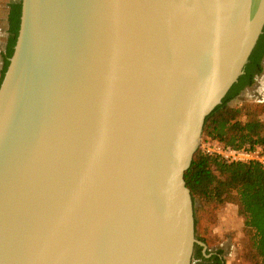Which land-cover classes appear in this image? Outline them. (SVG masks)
Returning a JSON list of instances; mask_svg holds the SVG:
<instances>
[{
    "label": "water",
    "instance_id": "95a60500",
    "mask_svg": "<svg viewBox=\"0 0 264 264\" xmlns=\"http://www.w3.org/2000/svg\"><path fill=\"white\" fill-rule=\"evenodd\" d=\"M34 3L0 86V264H193L185 173L264 0Z\"/></svg>",
    "mask_w": 264,
    "mask_h": 264
},
{
    "label": "trees",
    "instance_id": "16d2710c",
    "mask_svg": "<svg viewBox=\"0 0 264 264\" xmlns=\"http://www.w3.org/2000/svg\"><path fill=\"white\" fill-rule=\"evenodd\" d=\"M9 7V39L3 56L4 68L0 86L19 36L22 0H11ZM263 56L264 33L250 57L245 74L206 118L202 141L217 140L225 146L237 149L259 147L264 152V108L257 109L248 105L235 108L230 105L245 89L254 84L256 76L263 71ZM185 182L191 191L193 202L200 200L218 206L235 203L238 206L254 258L258 264H264V167L258 163H230L216 159L206 156L199 148L185 173ZM195 251L194 258L201 260L198 264H224L222 251L209 258L206 256L208 254L203 253V247L196 245Z\"/></svg>",
    "mask_w": 264,
    "mask_h": 264
},
{
    "label": "rangeland",
    "instance_id": "374dc122",
    "mask_svg": "<svg viewBox=\"0 0 264 264\" xmlns=\"http://www.w3.org/2000/svg\"><path fill=\"white\" fill-rule=\"evenodd\" d=\"M11 0H0V80L4 68V53L8 44ZM232 107L253 106L257 109L264 108V69L257 77L254 84L233 100ZM196 222V238L207 246L203 253L209 258L222 251L224 264H258L251 250L249 236L244 228V219L238 213L235 203H226L218 206L214 203L194 202ZM204 240V242L202 241ZM200 246V245H199ZM194 250L193 264L196 260Z\"/></svg>",
    "mask_w": 264,
    "mask_h": 264
},
{
    "label": "built area",
    "instance_id": "2783aa9c",
    "mask_svg": "<svg viewBox=\"0 0 264 264\" xmlns=\"http://www.w3.org/2000/svg\"><path fill=\"white\" fill-rule=\"evenodd\" d=\"M206 156L224 160L230 163H258L264 167V152L261 148L237 149L225 146L217 140L202 141L200 147Z\"/></svg>",
    "mask_w": 264,
    "mask_h": 264
},
{
    "label": "bare ground",
    "instance_id": "6f19581e",
    "mask_svg": "<svg viewBox=\"0 0 264 264\" xmlns=\"http://www.w3.org/2000/svg\"><path fill=\"white\" fill-rule=\"evenodd\" d=\"M40 0H35L34 6L35 10L38 9ZM30 54L29 52L23 51L22 55L19 58L17 69L15 71L14 77L11 81L10 87L7 90V93L5 94V101H10L14 97H16L24 84V82L27 80V77L29 76V62H30Z\"/></svg>",
    "mask_w": 264,
    "mask_h": 264
},
{
    "label": "flooded vegetation",
    "instance_id": "af4514ba",
    "mask_svg": "<svg viewBox=\"0 0 264 264\" xmlns=\"http://www.w3.org/2000/svg\"><path fill=\"white\" fill-rule=\"evenodd\" d=\"M8 26H9V25H8ZM7 39H9V35H8V38H7ZM261 66H262V69H264V56L262 57V60H261ZM261 73H262V72H261ZM261 73H260V74H261ZM260 74H259V75H260ZM259 75L256 76V78H255V82L257 81V77H258Z\"/></svg>",
    "mask_w": 264,
    "mask_h": 264
},
{
    "label": "crops",
    "instance_id": "0c3cea01",
    "mask_svg": "<svg viewBox=\"0 0 264 264\" xmlns=\"http://www.w3.org/2000/svg\"><path fill=\"white\" fill-rule=\"evenodd\" d=\"M10 13V12H9Z\"/></svg>",
    "mask_w": 264,
    "mask_h": 264
}]
</instances>
